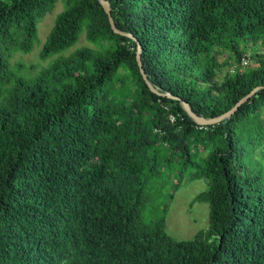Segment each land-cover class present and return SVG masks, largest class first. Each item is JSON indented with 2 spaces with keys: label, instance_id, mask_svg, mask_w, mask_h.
Instances as JSON below:
<instances>
[{
  "label": "trees",
  "instance_id": "1",
  "mask_svg": "<svg viewBox=\"0 0 264 264\" xmlns=\"http://www.w3.org/2000/svg\"><path fill=\"white\" fill-rule=\"evenodd\" d=\"M108 1L177 99L98 0H65L39 53L59 55L15 75L56 0H0V264H264V88L213 125L181 105L215 117L264 85V0ZM174 162L207 183L188 239L142 214Z\"/></svg>",
  "mask_w": 264,
  "mask_h": 264
},
{
  "label": "rangeland",
  "instance_id": "2",
  "mask_svg": "<svg viewBox=\"0 0 264 264\" xmlns=\"http://www.w3.org/2000/svg\"><path fill=\"white\" fill-rule=\"evenodd\" d=\"M64 6L65 0H56L54 7L38 22L37 39L30 52L16 51L13 53L9 68L15 75L25 78L34 77L59 55L58 53L41 58L39 53L56 14ZM81 45H92L86 41L83 33L78 42L65 53ZM204 153L200 151L198 154L203 156ZM175 163L169 168H162L163 170L156 172L153 176L146 175L147 184L142 214L145 218H152L165 209L167 232L176 239H188L208 225V204L193 201L194 196L204 190L207 183L203 178L192 176V167H183L178 162Z\"/></svg>",
  "mask_w": 264,
  "mask_h": 264
},
{
  "label": "water",
  "instance_id": "3",
  "mask_svg": "<svg viewBox=\"0 0 264 264\" xmlns=\"http://www.w3.org/2000/svg\"><path fill=\"white\" fill-rule=\"evenodd\" d=\"M99 3L101 4V6L103 7L104 11L106 12V14L108 15V20L110 23L111 28L113 29L114 32L122 34L124 36H128L130 38H132L133 40L136 41L137 43V49H136V61L137 64L139 66L140 69V73L144 79V81L146 82V84L148 85L149 89L157 94H162V95H166L168 97L171 98H176L175 96L171 95L168 92L162 93L161 91L157 90L149 81L146 73L144 72V69L142 68V64H141V60H140V52H141V45L140 43L135 39V37L129 33V32H125L122 31L120 29L117 28V26L114 24V20L111 16L110 13V4L108 0H98ZM261 88H264L263 86H257L255 88H253L249 93H247L246 95H244L242 98H240L230 109H228L227 111H225L224 113L215 116V117H203L200 115H197L189 106V104L185 101H181V105L183 107V109L185 110L186 114L198 125H213L216 123H219L220 121L229 118L234 112L235 110L242 104L244 103L249 97H251L253 94H255V92ZM177 99V98H176Z\"/></svg>",
  "mask_w": 264,
  "mask_h": 264
},
{
  "label": "built area",
  "instance_id": "4",
  "mask_svg": "<svg viewBox=\"0 0 264 264\" xmlns=\"http://www.w3.org/2000/svg\"><path fill=\"white\" fill-rule=\"evenodd\" d=\"M247 62H248V59H247L246 57H243V58H242V63L247 64ZM171 119H172V118H171Z\"/></svg>",
  "mask_w": 264,
  "mask_h": 264
}]
</instances>
